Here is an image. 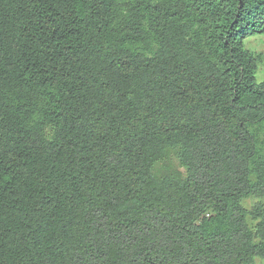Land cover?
<instances>
[{"label": "trees", "instance_id": "16d2710c", "mask_svg": "<svg viewBox=\"0 0 264 264\" xmlns=\"http://www.w3.org/2000/svg\"><path fill=\"white\" fill-rule=\"evenodd\" d=\"M263 34L264 0H0V264L264 259Z\"/></svg>", "mask_w": 264, "mask_h": 264}, {"label": "rangeland", "instance_id": "374dc122", "mask_svg": "<svg viewBox=\"0 0 264 264\" xmlns=\"http://www.w3.org/2000/svg\"><path fill=\"white\" fill-rule=\"evenodd\" d=\"M246 47L256 53V54H261L263 55V60H264V34L263 35H254V36H249L246 40ZM258 78L260 81H264V61L260 64L259 69H258ZM175 165L178 168L177 162L174 160ZM179 171L183 172L184 170L179 168ZM258 202V199L256 198H251L248 199L245 202V206L250 208L252 205L256 204ZM255 264H264V259H257L255 261Z\"/></svg>", "mask_w": 264, "mask_h": 264}]
</instances>
